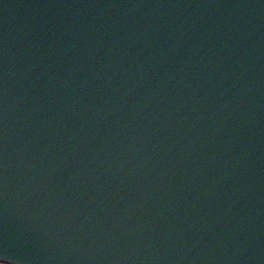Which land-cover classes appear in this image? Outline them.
Masks as SVG:
<instances>
[{"label":"water","instance_id":"obj_1","mask_svg":"<svg viewBox=\"0 0 264 264\" xmlns=\"http://www.w3.org/2000/svg\"><path fill=\"white\" fill-rule=\"evenodd\" d=\"M4 252L264 264V0H0Z\"/></svg>","mask_w":264,"mask_h":264},{"label":"snow or ice","instance_id":"obj_2","mask_svg":"<svg viewBox=\"0 0 264 264\" xmlns=\"http://www.w3.org/2000/svg\"><path fill=\"white\" fill-rule=\"evenodd\" d=\"M8 258L7 254L4 252L2 255H0V264H4L5 259Z\"/></svg>","mask_w":264,"mask_h":264}]
</instances>
